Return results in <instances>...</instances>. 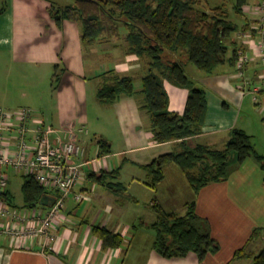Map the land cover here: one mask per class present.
Returning <instances> with one entry per match:
<instances>
[{
  "label": "crops",
  "instance_id": "1",
  "mask_svg": "<svg viewBox=\"0 0 264 264\" xmlns=\"http://www.w3.org/2000/svg\"><path fill=\"white\" fill-rule=\"evenodd\" d=\"M210 1L208 5L214 7ZM234 1L233 5L236 3V0ZM263 1L248 0L244 14H242L245 17V22L239 24V30L229 41L230 51L228 53L230 57L232 51L238 49L239 52L243 51L250 55L251 60L247 64L246 74L254 83L260 84L262 83L260 75L264 70V64L257 53V41L259 40L257 24L260 4ZM4 3L7 4V10L1 17L0 53L4 52V49L9 52L21 49L33 42L31 36L33 27L29 23V19L40 14L51 17L49 13L51 4L48 0H0V8ZM71 20L73 19H65L62 26L57 25L60 30H64L66 22ZM248 31L253 33V38L244 36L243 33ZM182 54L181 52L169 53L167 59H180L183 62ZM126 57V62L131 61L132 63L128 65L127 63H117L114 69L120 72V70L131 71L142 68L139 63L141 57L134 54H129ZM83 58L84 66L90 67L93 61L87 52L84 53ZM184 63H186L185 67L189 65L188 61ZM97 76L99 75L97 74ZM201 77L205 84L204 88L207 90L209 108L203 131L194 137L195 141L212 148L223 149L230 138L231 130L235 127L246 130L253 139V134L250 131L256 130L258 127L255 122L260 123L259 114L264 120V92L259 94L258 101L255 100L252 93H245L241 86L242 79L237 75V67L230 61L221 65L214 73H206ZM165 87L169 93L170 109L184 112L189 90L168 79H165ZM247 94L248 96L249 94L253 95L254 102L252 104ZM124 99V103L129 102L128 97ZM133 121L136 124L140 122V119L134 118ZM39 123L45 122L34 113L31 125ZM70 124L77 126L76 122L70 120H66L65 123H56L54 126L63 128ZM100 137H104L103 132L96 136H91L90 131L79 134V141L86 147L87 157L97 160L85 165L84 179L76 188V192L85 193L89 198L81 202L74 198L70 199L67 209L62 212L63 218L59 221L56 229L57 240L47 242L45 235H40L33 240L22 242L7 234L0 235V264H201L199 256L195 252H190L185 257L174 258H165L159 254L153 246L156 234L147 225L150 223L147 220H145V224L139 226L136 233L129 230L131 222L136 223L137 220L127 222L123 217L126 201H128V197L124 199L123 195L126 191L128 192V186L120 183L123 181H118L120 185H124L125 190L116 192L109 187V184L114 183L113 178L117 176V169L121 165L123 166L125 161L130 160L126 156L127 154L137 155V160L134 158L132 161L143 167L159 156L176 150L177 141L156 142L153 140L152 132L147 130L141 135L132 133L129 147L126 150L114 152L112 142H110V151L101 147ZM253 143L259 153L264 155L257 148L256 143ZM125 153L127 154L124 155ZM260 168L259 162L254 157H249L244 163L230 167L231 172L227 180L211 182L196 193L185 172L178 165L168 163L165 166L166 174L160 182L159 190L161 189L162 192L170 184L166 178V175H169L173 180L172 186L178 187L180 192H177L176 195L177 199L179 198L178 202H173L174 199H172L175 195L174 189L170 192L172 198L168 196L169 194H165L169 205L166 206L163 200V206L166 209H174V205H184L185 207L188 202L196 199L197 211L210 220L213 236L221 243V249L218 252L207 255L205 264H253L252 254L259 253L264 249V180L259 171ZM9 172V185L13 175L23 173L24 176L25 174L24 172H15L13 169H10ZM118 176H121V173ZM142 177L133 176L129 186L131 188L136 185L140 193L145 190V194L151 197L153 193L150 190L152 188L142 182L144 179ZM142 183L143 185H141ZM9 185L8 198H6L8 204L23 208L24 201L21 205L14 201ZM142 186L149 189H142L145 188ZM49 190V195L57 196V190ZM185 192H188L189 196H183ZM129 194L131 196L138 195L135 191ZM160 199L152 198L150 206L153 207L155 202L162 203ZM134 208V218L137 219V212L140 209ZM80 211L83 213L82 215H80ZM88 212L91 213L90 218L95 213L99 212L100 217L104 213L102 221H90L91 219L86 217ZM152 217L151 215V222L155 220V216ZM96 224L106 226L115 233H122L124 236L122 246L104 248L101 239L93 233L92 227ZM255 229H257L256 232ZM140 230H144V234L150 236H138L137 233ZM243 247L248 253H251V256H235L236 251Z\"/></svg>",
  "mask_w": 264,
  "mask_h": 264
},
{
  "label": "trees",
  "instance_id": "2",
  "mask_svg": "<svg viewBox=\"0 0 264 264\" xmlns=\"http://www.w3.org/2000/svg\"><path fill=\"white\" fill-rule=\"evenodd\" d=\"M209 0H75L74 4L59 6L52 3L50 10L56 23L65 19L80 20L82 41L87 48L99 42L102 36L120 35L126 28L128 54L150 57L149 70L142 78V109L149 113L150 131L156 142L177 141L173 152L159 156L145 165L152 175L153 186L165 178V165L176 163L186 174L196 193L211 182L227 180L232 159L239 164L254 157L264 169V155L256 149L252 136L235 127L223 149L196 142L206 123L209 100L207 90L197 86L180 60H169V53H186L200 70L212 74L227 61L237 65L238 49L230 51L229 41L240 26L230 18L224 5L210 7ZM248 0H236L235 12L242 15ZM7 4L0 8L1 17ZM247 27V26H246ZM102 83L98 96L102 101L114 102L123 94L134 95V77L123 75L112 68L99 74ZM165 79L189 90L184 112L170 109ZM101 147L110 151V143L99 138ZM114 191L125 190L123 185L109 184ZM24 208L46 207L41 199L49 188L41 184L32 173L24 174ZM8 198V192L5 193ZM157 220L147 223L156 230L154 249L165 258L185 257L190 252L199 256L201 264L209 253L221 249L213 236L210 220L197 211V200L187 203L183 215L166 210L159 202L153 205ZM145 224V222H143ZM104 248L123 244L122 233L96 224L92 227ZM257 229H255L256 232ZM235 256H251L240 248ZM253 264H264V249L252 254Z\"/></svg>",
  "mask_w": 264,
  "mask_h": 264
},
{
  "label": "rangeland",
  "instance_id": "3",
  "mask_svg": "<svg viewBox=\"0 0 264 264\" xmlns=\"http://www.w3.org/2000/svg\"><path fill=\"white\" fill-rule=\"evenodd\" d=\"M48 1L50 4L55 3L59 6L75 3V0ZM234 2V0L210 1L212 6L217 4L224 5L230 13V18L234 22L242 24L245 22V17L235 12ZM49 13L51 17H45L40 14L41 16L37 15V17L29 19V23L33 27L31 35L33 42L30 45L10 52L4 49V52L0 53V107L8 110L23 106L31 107L35 115H38V118H41L48 125L60 122L65 123L66 120L76 122L77 126L85 125L89 129L91 136H96L98 133L103 132L104 138L109 143L112 142V150L114 152L126 150L129 147L132 133L141 135V133L150 130L149 113L140 106L144 97L141 92L142 78L149 70L150 57L146 56L139 59V63L142 65V68H139L140 70H120L119 72L116 69L120 74L134 77L136 90L134 95L123 94L114 102H104L98 96L102 78L97 76V74L110 70V68H116L117 63H127V65L132 63L131 61L126 62V56L129 55L127 53L129 44L126 41V28L123 27L120 35L102 36L98 43L86 49L82 41L83 27L80 20L73 19L70 22H66L65 29L60 30L55 18L52 16L51 10H49ZM86 52L93 61L90 67H85L83 64V55ZM181 58L183 63L188 61L189 65L186 67V71L195 81V84L204 87L205 84L202 82L201 76L205 75L206 72L198 69L188 59L186 53H183ZM184 64L186 65V63ZM125 97H128L130 103L127 101L124 103ZM248 99L251 104L254 102L253 95L249 94ZM258 117L260 123L255 122L258 127L250 132L253 134V142L264 154V120L261 114ZM134 118L140 119V122L135 124ZM126 156L131 161H125L124 165L117 169V176L115 175L116 177L113 178V184L116 185L119 184L118 181H123V183H120L128 186V192L126 191L125 195H123L124 199L128 197L123 217L127 222L137 220L136 223L134 221L131 222L129 229L136 233V230L143 225L145 220L150 223L157 220V213L150 206L151 199L157 197L160 199L161 197L162 203L160 202V204L163 206L164 200L165 205L168 206L169 202L165 194H169L168 196L172 198L173 196L170 195V192L174 189L175 195L172 199H174L173 202H178L179 198L177 199L176 195L177 192H180V189L172 186V177L166 175L170 184L161 192V189L159 190L160 182L153 186L152 175L145 168L147 164H142L143 167L135 164L132 161V159L137 158L135 154H127ZM235 165H239V163L232 159L230 167ZM259 171L262 173L264 180V169L261 167ZM119 173H121V176H118ZM133 176H143L142 182L152 188L150 190L153 193L151 197L145 194V190L140 193L136 185L130 188L129 183ZM23 181V173H20L12 176L9 185L14 201L20 205L24 201ZM142 187H145L142 189H149L146 186ZM134 191L138 195L131 196L129 193ZM183 196H189L188 192H185ZM134 207L140 209L137 212V219L134 218ZM173 208L165 209L175 211L181 215L185 214L188 209L184 205H174ZM82 214L80 211V215ZM99 214V212L95 213L90 218L91 213L88 212L86 217L90 218V221L101 222L104 213L101 217ZM151 215L155 216V220L152 222L150 219ZM98 216L100 219H98ZM150 228L156 234V230L153 227ZM143 231L140 230L137 235L150 236L144 234Z\"/></svg>",
  "mask_w": 264,
  "mask_h": 264
},
{
  "label": "built area",
  "instance_id": "4",
  "mask_svg": "<svg viewBox=\"0 0 264 264\" xmlns=\"http://www.w3.org/2000/svg\"><path fill=\"white\" fill-rule=\"evenodd\" d=\"M258 17L257 53L264 64V1L260 4ZM253 38L251 31L243 33ZM251 57L240 51L237 60V75L242 79L243 91L252 93L256 101L264 92V70L262 83H254L246 74ZM34 110L20 107L8 110L0 107V235L7 234L13 239L26 242L40 235L46 241L57 240L56 229L62 212L70 199L83 201L89 196L76 192L85 175V165L96 161L88 158L85 145L79 141V134L88 133L83 126L70 124L58 128L52 124L31 125ZM32 173L49 189L58 191L53 205L37 208H18L8 204L7 192L10 172Z\"/></svg>",
  "mask_w": 264,
  "mask_h": 264
},
{
  "label": "water",
  "instance_id": "5",
  "mask_svg": "<svg viewBox=\"0 0 264 264\" xmlns=\"http://www.w3.org/2000/svg\"><path fill=\"white\" fill-rule=\"evenodd\" d=\"M56 197L55 196H51L49 194H46L43 196V198L41 199V204L45 205V206H50L53 205V203L55 202Z\"/></svg>",
  "mask_w": 264,
  "mask_h": 264
}]
</instances>
